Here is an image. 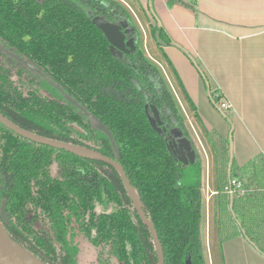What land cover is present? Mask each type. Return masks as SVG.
I'll list each match as a JSON object with an SVG mask.
<instances>
[{
  "label": "trees",
  "instance_id": "trees-1",
  "mask_svg": "<svg viewBox=\"0 0 264 264\" xmlns=\"http://www.w3.org/2000/svg\"><path fill=\"white\" fill-rule=\"evenodd\" d=\"M195 2L167 0L169 6L181 3L193 10ZM148 10L156 44L163 48L158 31L163 41L174 44L152 0ZM101 14L134 25L139 36L135 52L123 58L112 54L94 20ZM188 56L211 101L231 124L226 139L212 132L217 147L220 236L241 234L264 254V156L251 160L243 174L237 173L232 106L222 107L223 91L213 87L205 69ZM24 60L58 83L86 112ZM152 105L160 111V127L165 130L152 124ZM0 112L30 132L117 159L156 227L165 264H186L188 258L193 264H207L202 239L203 166L198 157L184 164L172 154L168 141L173 128L190 139L192 135L120 1L0 0ZM95 119L110 128L117 149ZM233 177L241 182L244 194L232 196L225 191ZM4 201L7 220L1 213ZM0 219L16 241L48 263L82 264L85 242L97 264H159L152 232L115 166L32 141L1 121Z\"/></svg>",
  "mask_w": 264,
  "mask_h": 264
},
{
  "label": "crops",
  "instance_id": "crops-1",
  "mask_svg": "<svg viewBox=\"0 0 264 264\" xmlns=\"http://www.w3.org/2000/svg\"><path fill=\"white\" fill-rule=\"evenodd\" d=\"M119 1L138 18L145 17L146 23H142L145 33H140V43L145 37L148 44L150 24L154 23L148 10L151 0ZM195 4L193 10L181 3L169 6L167 0H152L153 9L174 44L163 45L162 49L158 46V51H152L154 47L150 44L153 48L149 52L154 61L169 71L168 86L195 143L200 132L209 134L212 140L214 131L228 138L231 124L211 101L207 86L188 54L205 69L212 86L223 91L232 106V150L237 173L243 174L251 160L264 156V0H196ZM205 163L202 239L206 263L264 264V254L243 235L221 238L218 180L216 186L211 183L208 157ZM215 171L217 178L216 166Z\"/></svg>",
  "mask_w": 264,
  "mask_h": 264
},
{
  "label": "water",
  "instance_id": "water-1",
  "mask_svg": "<svg viewBox=\"0 0 264 264\" xmlns=\"http://www.w3.org/2000/svg\"><path fill=\"white\" fill-rule=\"evenodd\" d=\"M98 16H96L94 20L106 35L110 43L111 52L114 56H119L123 58L125 55L131 54L137 50V44L139 43V40H137V37L130 35L132 29L128 28V23L126 21L121 20L117 22V21L109 20L108 18L102 15H98ZM156 37L161 45L164 46L167 45V43L161 39L159 31L157 32ZM24 62L31 69L40 73L51 85H53L56 89H58L67 101H69L71 104H73L80 110L86 112L85 107H83L78 102L77 99L69 95L58 83H55L53 80L47 77L45 73H43L40 69L33 66L29 61L24 60ZM152 113H153V116L151 117L152 124L156 128H158L159 131H162L163 129L165 130V127H163V129L160 127V125L163 124V120L161 118L160 111L155 105H152ZM95 120L97 127L108 135V137L112 142L113 147L117 149V143L110 128L101 120L99 119H95ZM0 121L9 128H11L12 130H14L15 132H17L18 134H20L21 136L28 138L32 141L51 145L54 147L68 149L70 151L76 152L84 156L100 158L115 166L120 171L122 175V179L128 191V194L131 197L132 201L134 202L135 207L138 209L142 220L144 221V223H146L149 226L152 232L154 243L156 245V249L159 257V264H165V255L156 227L153 221L149 219V217H147L143 208V203L135 187L131 184L123 165L117 159L102 155L99 152L84 147H80L56 139L47 138L35 134L33 132H30L20 127L19 125L15 124L11 120H9L1 112H0ZM171 133H172V139H169L168 145L172 154L177 158L178 161L184 164L194 163L198 156V151L194 139L193 138L190 139L187 136H185L183 131L178 128H173L171 130ZM1 213L3 215L4 220H7L5 201L3 202ZM0 264H52V263H48L40 259L29 249H27L21 243L16 241L10 235L3 221L0 219ZM186 264H193L191 258L187 259Z\"/></svg>",
  "mask_w": 264,
  "mask_h": 264
},
{
  "label": "rangeland",
  "instance_id": "rangeland-1",
  "mask_svg": "<svg viewBox=\"0 0 264 264\" xmlns=\"http://www.w3.org/2000/svg\"><path fill=\"white\" fill-rule=\"evenodd\" d=\"M120 2L130 12L131 19L133 20L134 24L139 28V32L141 34H143L144 28L142 29V23L143 22L146 23L145 20H144L145 17H144V19L142 17H139L140 18L139 19L135 14L132 13V11H130L129 7L123 1H120ZM153 3H154V1H153ZM89 11H91V10H89ZM143 16H145V15H143ZM147 28H149V27H147ZM144 33H145V31H144ZM149 41L150 42L147 44V40L144 37V41L142 43L143 46L141 45V43H140V45L142 47H144L145 54L147 55V57L150 60H152L158 66L161 74L163 75V78H164L166 84L169 85L170 84V80H171V78L168 77L169 71L165 67L162 68L156 61H154L152 59V57L150 55V52H149L150 48L152 50V48L154 47V49L152 51H154V50L158 51V45L156 44V41H155V39L153 38V36L151 34L149 36ZM140 42H141V39H140ZM150 44H152L153 47H151ZM196 136L197 137L195 139L196 140L195 145H196L198 153H200L199 160L201 161L202 166L205 168V165H206L205 162H206L207 157H208L209 164L211 165V168L209 167V172L211 170V172L209 174V177L211 179L210 181H211L212 184H214V186H216L217 178H216V171H215V166H216V147H215V144H214V142H213V140H212V138H211V136L209 134L205 135L204 132H200ZM202 136H204V139L202 138ZM169 137H170V139H172V133L171 132L169 133ZM54 174L55 175L58 174V170L56 168H54ZM213 203H214L213 205L216 206V204H217V196H215V198L213 199ZM81 246H82V251H83L82 256H81L82 264H97L96 256L94 255V253L91 250V248L88 247V244H86L85 242H82Z\"/></svg>",
  "mask_w": 264,
  "mask_h": 264
},
{
  "label": "built area",
  "instance_id": "built-area-1",
  "mask_svg": "<svg viewBox=\"0 0 264 264\" xmlns=\"http://www.w3.org/2000/svg\"><path fill=\"white\" fill-rule=\"evenodd\" d=\"M221 105L224 108L231 107L229 101L227 100L223 101ZM225 191L232 196H238L245 193V189L236 177H233L230 182L225 186Z\"/></svg>",
  "mask_w": 264,
  "mask_h": 264
},
{
  "label": "flooded vegetation",
  "instance_id": "flooded-vegetation-1",
  "mask_svg": "<svg viewBox=\"0 0 264 264\" xmlns=\"http://www.w3.org/2000/svg\"><path fill=\"white\" fill-rule=\"evenodd\" d=\"M102 15V14H101ZM103 16V15H102ZM105 17V16H104ZM115 21H121V20H115ZM125 21V20H124ZM127 22V21H126ZM128 23V28H130V29H132V31H131V33H130V35L131 36H135V37H137V40H139V36H138V34H136V29H135V27H134V25L133 24H131V23H129V22H127ZM129 35V36H130ZM141 37V36H140ZM141 39V38H140Z\"/></svg>",
  "mask_w": 264,
  "mask_h": 264
}]
</instances>
